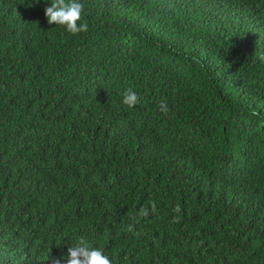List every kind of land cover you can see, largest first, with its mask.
<instances>
[{
	"label": "trees",
	"instance_id": "obj_1",
	"mask_svg": "<svg viewBox=\"0 0 264 264\" xmlns=\"http://www.w3.org/2000/svg\"><path fill=\"white\" fill-rule=\"evenodd\" d=\"M82 2L0 0V264H264V0Z\"/></svg>",
	"mask_w": 264,
	"mask_h": 264
},
{
	"label": "clouds",
	"instance_id": "obj_2",
	"mask_svg": "<svg viewBox=\"0 0 264 264\" xmlns=\"http://www.w3.org/2000/svg\"><path fill=\"white\" fill-rule=\"evenodd\" d=\"M45 16L49 25L63 27L68 33L78 35L88 31V23L84 20L85 6L82 0H51L50 6L45 9ZM128 108H134L142 103L141 97L131 87L126 88L122 93V101ZM158 111L167 116L169 107L166 100L158 104ZM253 115H259L255 111ZM176 212L180 209L177 207ZM157 212L155 201H149L146 206L138 210L137 215L147 217ZM134 226L129 225L128 230L133 231ZM64 264H112L110 257L100 247L94 246L86 237L79 236L67 249V256L62 258ZM53 264H61V259L54 260Z\"/></svg>",
	"mask_w": 264,
	"mask_h": 264
}]
</instances>
